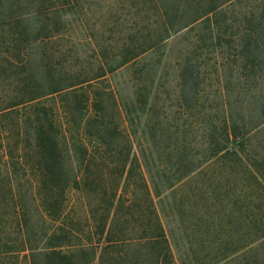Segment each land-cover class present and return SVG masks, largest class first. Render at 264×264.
<instances>
[{
  "label": "trees",
  "instance_id": "1",
  "mask_svg": "<svg viewBox=\"0 0 264 264\" xmlns=\"http://www.w3.org/2000/svg\"><path fill=\"white\" fill-rule=\"evenodd\" d=\"M248 2L134 0L142 22L124 32L116 12L107 18L113 23L105 31L109 43L120 49L108 61L104 50L99 57L93 49L95 59L66 50L75 45L79 20L90 34L85 0H0V264H177L167 213L185 208L176 200L186 181L214 161L244 165V141L264 123V105L263 119L253 127L243 110L241 119L235 116L228 95L232 80L247 88L251 77L262 82L264 95V0ZM99 3L107 14L114 12ZM175 39L185 43L170 89L164 81ZM209 60L221 80L220 112L202 102ZM76 64L86 70L75 72ZM129 67L136 105L143 107L136 118L148 106L157 118L140 141L119 132L116 96L109 98L110 116L106 94L96 91L100 81L109 87L111 76ZM162 89L167 96L175 92L178 109L197 110L199 126L161 119L167 117L166 108L156 111ZM59 95L65 98L60 104L54 99L50 109L35 103ZM150 146L160 157L156 176ZM251 175L253 186L264 190V175ZM69 190L80 195L79 204H71ZM254 229L261 233L246 254L236 256L238 264H264V224L256 222Z\"/></svg>",
  "mask_w": 264,
  "mask_h": 264
},
{
  "label": "rangeland",
  "instance_id": "2",
  "mask_svg": "<svg viewBox=\"0 0 264 264\" xmlns=\"http://www.w3.org/2000/svg\"><path fill=\"white\" fill-rule=\"evenodd\" d=\"M85 1L88 4L90 3L88 11L89 23H87L90 34L87 35V29L85 31L82 30V26L86 23L82 25V21L79 20V24H76L72 31L75 45L66 50L72 51L76 49L78 53H87L94 59L96 54L92 53L93 49L97 50L99 57L103 56L100 50H104L105 57L103 60L107 59L111 61L116 54H119L120 49L109 43L110 34L105 33V31L113 23L107 21V18L115 15L116 12L118 14V18L115 20L117 28L119 31L125 32L133 27L136 21L141 19L137 16V11H135V9L137 10L136 7L139 6L141 8V5L140 3L134 4V0ZM99 2H105L106 6H111L110 10L114 9V12L107 14V7L105 6V11L101 10L102 4ZM248 3V0H245L244 6L247 7L250 4ZM87 36H92L93 42H88ZM183 41L182 39H175L169 43L168 53L171 56V66L168 69L169 73H164L170 75L164 83L170 86L168 87L170 89L172 88L171 86L175 85V77H178L173 66L181 56L180 51L182 50V45L185 43ZM111 47L115 49L112 50ZM229 50L231 53H233V50L236 51V49ZM213 57V55H210L209 58L212 59ZM230 59L231 57H229ZM214 61L211 62L209 60L208 63L210 65L204 69L203 76L206 80L203 89H205V92L201 96L203 97L202 102L206 104V108L213 105V112H220L222 101L216 98V96L221 80L217 77ZM81 70H86V68L82 67L81 64H76L75 72ZM92 74H95V72ZM246 75L248 74L246 73ZM134 76L135 74L130 67L129 69H121L114 76H111V86L108 87L109 82L100 81L102 87L98 85L99 89H96V91L98 90L106 94L104 100L107 102L106 109L110 116L113 115L112 110L114 107L110 105L112 103L109 101V98L112 94L116 96L119 105L117 111L120 112V116L118 115L115 121L119 127V132L140 141L144 138L146 125L150 120L157 118L155 114H150L148 111L150 106L142 113L141 118H136L143 107L136 105L135 102ZM232 82L233 84L230 85L231 90L228 95L231 103L235 105V116L241 119L243 116L241 110H243L250 117L252 125L255 127L263 119L261 109V105H264V95L261 94L262 82H253V77H251L249 79L250 86L247 88L243 82L239 83L238 80H232ZM162 90L157 101L156 111L166 108L167 117H162L161 119L166 120V123H180V121L186 120L190 123L195 122L199 126L197 122L198 118L195 116L197 110H190L185 107L183 108V106L181 109H178L180 100L174 95L175 92L167 96L164 89ZM63 97L64 95L54 96L50 99V102L43 99L35 103L41 105L40 107L46 106L50 109L53 107L52 101L54 99L57 102L59 100L62 102ZM70 99H73V96ZM179 111L182 113V116L178 113ZM54 113L57 114V110H54ZM110 120L111 118H107V121ZM12 123L10 121V124ZM73 124V128H77V123ZM118 137H121V135H118ZM192 140L194 142L195 139ZM200 140L201 138L195 140L199 148V151L196 152L197 160H202L206 155L205 152L201 151ZM263 144L264 123L259 127L253 128L249 139H245L244 141V165L239 163V161H225L224 165L220 161H214L193 174L186 181L185 186H183L180 192L181 194L176 200L178 204H185V208L182 206V211H179L177 215L170 212L167 213L168 225L171 230L170 240L177 264H238L236 256L244 254L251 248V244L257 239L256 234L261 233L254 229V224L256 222L260 223V225L264 224V190L261 187L257 188L253 186V177L251 175L252 170H257L259 174L264 175V147H261ZM152 148L150 146V150ZM109 151V154H111V150ZM148 157L151 167L154 166L152 174L156 176L158 174V167L156 166L160 164L157 149H152L148 153ZM108 161L110 165H113L114 160L109 159ZM132 192L133 188H130L126 193ZM68 195L71 204L77 205L81 201L78 193L69 190ZM157 202L159 203L160 201L157 200ZM99 205L97 203V206ZM260 216H262L261 222ZM256 217L258 218L257 220L255 219ZM86 235L88 233L85 234V243L87 241ZM261 241H257L254 245L259 246ZM236 252L239 253L236 254Z\"/></svg>",
  "mask_w": 264,
  "mask_h": 264
}]
</instances>
